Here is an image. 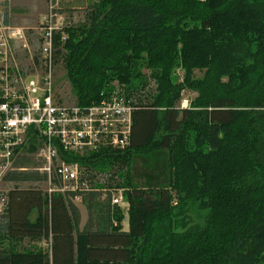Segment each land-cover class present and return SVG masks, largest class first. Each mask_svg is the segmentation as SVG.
I'll return each mask as SVG.
<instances>
[{
    "label": "trees",
    "instance_id": "trees-1",
    "mask_svg": "<svg viewBox=\"0 0 264 264\" xmlns=\"http://www.w3.org/2000/svg\"><path fill=\"white\" fill-rule=\"evenodd\" d=\"M66 32L59 57L76 105L112 97L116 82L134 101L127 149L62 153L126 191L130 230L100 193L85 195L81 229L78 195L50 200L15 188L0 214V264H262L264 0H97L86 23ZM140 63L156 88L137 98ZM185 91L196 94L188 109L178 106ZM137 160L146 168L139 187ZM28 165L38 167L26 157L18 163ZM6 181L46 176L28 170ZM193 209L209 211L204 226L192 223ZM23 242L48 249H20Z\"/></svg>",
    "mask_w": 264,
    "mask_h": 264
},
{
    "label": "built area",
    "instance_id": "built-area-1",
    "mask_svg": "<svg viewBox=\"0 0 264 264\" xmlns=\"http://www.w3.org/2000/svg\"><path fill=\"white\" fill-rule=\"evenodd\" d=\"M47 3V14L36 27L6 24L0 17V184L7 182L10 173L28 171L18 163L33 144L41 162L34 171L46 176L43 192L50 200L55 195L66 198L74 194L77 200L100 193L112 206L129 209L124 189L95 187L87 169L66 161L62 153L86 157L127 149L134 101L115 92L90 107L60 102L55 76L71 23L57 12L53 0ZM191 101L182 99L180 107L190 108ZM9 193H0V214L7 208Z\"/></svg>",
    "mask_w": 264,
    "mask_h": 264
},
{
    "label": "rangeland",
    "instance_id": "rangeland-1",
    "mask_svg": "<svg viewBox=\"0 0 264 264\" xmlns=\"http://www.w3.org/2000/svg\"><path fill=\"white\" fill-rule=\"evenodd\" d=\"M54 5L57 7V12L60 13L67 19L69 23H71V27H79L81 25H84L87 21L88 15L91 12V9L93 8V5L96 3L97 0H53ZM13 6L17 5H23L22 6V11L18 12L15 14L13 19H11V22L15 25L19 26H37V18H39L42 14L46 15L48 11V3L47 0H12L11 3ZM27 5V6H25ZM141 65L143 63H140ZM64 66L59 65L56 69V82H55V92L57 94L58 99L60 100L61 103L67 104V105H74L76 104V99H75V94L72 91L71 85L68 81V78L66 76L65 70L63 68ZM140 74L144 77L143 80L141 79L134 80V88L133 92L134 94H139L136 95L138 98L141 96L143 93H151L154 91L155 83L151 79V71L148 70L145 65H142L139 68ZM203 76L202 72H196V77L201 78ZM183 71L179 68L176 71L175 74V80L176 81H183ZM143 82L144 84L147 85V87L144 89L145 91L141 92V87L142 85L139 83ZM139 85V86H138ZM113 88L116 93H119L122 90V88L119 86V84L116 82L113 84ZM140 90V91H139ZM139 91V92H138ZM125 92V91H123ZM196 97V94L193 92L185 91L183 93L182 99H188V100H193ZM181 101L178 103V106H180ZM32 160V162L36 163L38 166H41V162L37 158L36 155H24L23 158ZM21 158V159H23ZM20 159V161H21ZM28 170H34V166H29L27 167ZM146 173V168L144 166V162L142 160H137L135 163V171L134 174L135 176L138 175L135 179V184L139 187L140 184L142 183L143 180H145L144 174ZM111 175H101V174H91L90 180L92 185H97L98 184H109L108 187H115L110 186L113 184V182H109ZM46 183L45 182H35V183H22V184H13V183H7V182H2L0 184V193L5 194V192H11L15 188H19L22 190H29V189H36V190H41L42 192L46 189ZM104 199V198H103ZM209 211L205 210H198V209H193L192 212L190 213V218L191 221L194 225L198 226H204L205 225V219L208 215ZM35 217V216H34ZM20 249H24V247H34V248H39V249H48V245L44 243L40 244H30L23 242L21 243ZM264 264V262H262Z\"/></svg>",
    "mask_w": 264,
    "mask_h": 264
},
{
    "label": "crops",
    "instance_id": "crops-1",
    "mask_svg": "<svg viewBox=\"0 0 264 264\" xmlns=\"http://www.w3.org/2000/svg\"><path fill=\"white\" fill-rule=\"evenodd\" d=\"M11 3H12V0H6V1L0 0V17H3V20L6 24L15 25L11 22V19H13V17H15L14 16L15 14L22 11L23 5L13 6ZM25 6H27V5H25ZM44 16L45 15L42 14L39 18H37L38 20H37L36 25H38L41 22V19ZM17 26H19V25H17ZM29 27H34V26H29ZM85 195H87V194H85ZM85 195L79 197L77 200H75V198L73 199V203L79 208V210L81 212V227H80L81 229H84L85 226L87 225V222H88V211H87L86 206L84 204ZM118 209L121 211V213L123 215V220L121 223L122 231L123 232H129V230H130L129 209L127 208L126 205L123 207H118Z\"/></svg>",
    "mask_w": 264,
    "mask_h": 264
}]
</instances>
